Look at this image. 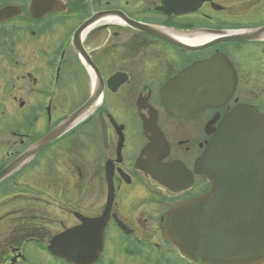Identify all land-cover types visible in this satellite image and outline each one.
Listing matches in <instances>:
<instances>
[{"label": "flooded vegetation", "instance_id": "1", "mask_svg": "<svg viewBox=\"0 0 264 264\" xmlns=\"http://www.w3.org/2000/svg\"><path fill=\"white\" fill-rule=\"evenodd\" d=\"M263 28L264 0H0V174L97 91L81 122L0 180V264H28L78 214L103 216L110 195L106 245L114 226L128 252L172 264L166 214L209 191L196 168L215 130L240 105L264 113V32L232 38ZM216 57L221 99L170 109L180 73ZM72 96L74 108L60 101Z\"/></svg>", "mask_w": 264, "mask_h": 264}, {"label": "water", "instance_id": "2", "mask_svg": "<svg viewBox=\"0 0 264 264\" xmlns=\"http://www.w3.org/2000/svg\"><path fill=\"white\" fill-rule=\"evenodd\" d=\"M261 32L264 28L232 38L253 39ZM218 65L214 58L184 70L179 78L187 84V94L180 99L171 98L170 108L178 112L188 106L202 108L214 104L219 99L214 91L226 74L221 70L212 74ZM193 91L197 95H188ZM96 93L89 103L4 169L0 180L81 120ZM197 172L209 179L210 191L166 214V239L195 264H264V114L248 105L233 109L199 159ZM111 202L112 197L101 217L90 219L80 215L81 224L51 240L50 252L69 263L95 264L104 249Z\"/></svg>", "mask_w": 264, "mask_h": 264}, {"label": "rangeland", "instance_id": "3", "mask_svg": "<svg viewBox=\"0 0 264 264\" xmlns=\"http://www.w3.org/2000/svg\"><path fill=\"white\" fill-rule=\"evenodd\" d=\"M63 93L65 92H62L61 94ZM68 99H69V103H68ZM81 100H83V98L75 97V96L60 99L61 102H63L67 106L70 105L72 108L75 107L77 102L78 103L81 102ZM72 195H73L71 199L72 204L70 209L75 210L84 204V193L80 195L79 192L77 193L76 190H73ZM89 201L95 202L96 196L90 195ZM60 218L63 219L65 225L74 223V221L71 222L66 215H63ZM60 218L58 215L57 223L60 222L61 220ZM60 227H61L60 225H56V230L57 228ZM150 229L155 231L154 228L150 227ZM52 230L55 231V229ZM125 241H126V237L123 236L116 227L111 226L108 229L107 245L103 254L104 256L103 264H155L152 261H148V259L145 256H138L137 254L134 255L127 252L125 247ZM28 257H29L28 264H66L62 260L56 259L53 256H51L47 252V250L45 251L42 248L40 250L35 249L33 253H29ZM172 259H173L172 264H189L185 260L179 258V256L174 255L172 256Z\"/></svg>", "mask_w": 264, "mask_h": 264}, {"label": "bare ground", "instance_id": "4", "mask_svg": "<svg viewBox=\"0 0 264 264\" xmlns=\"http://www.w3.org/2000/svg\"><path fill=\"white\" fill-rule=\"evenodd\" d=\"M180 39V38H179ZM182 40L184 41V42H188V43H194L196 40H192V39H188V38H186L185 36H182Z\"/></svg>", "mask_w": 264, "mask_h": 264}]
</instances>
